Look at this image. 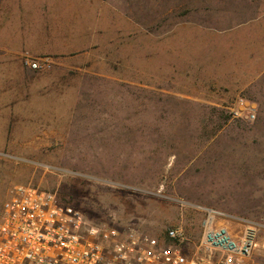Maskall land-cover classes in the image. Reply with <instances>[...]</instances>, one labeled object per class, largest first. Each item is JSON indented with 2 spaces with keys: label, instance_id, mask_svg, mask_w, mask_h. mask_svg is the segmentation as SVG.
Wrapping results in <instances>:
<instances>
[{
  "label": "rangeland",
  "instance_id": "obj_1",
  "mask_svg": "<svg viewBox=\"0 0 264 264\" xmlns=\"http://www.w3.org/2000/svg\"><path fill=\"white\" fill-rule=\"evenodd\" d=\"M71 1L0 0V214L32 185L95 225L195 239L202 208L264 240V74L245 88L218 77L221 42L233 34L241 54L239 26L264 21V0L256 13L251 0H127L131 23L114 31L85 30L61 13Z\"/></svg>",
  "mask_w": 264,
  "mask_h": 264
},
{
  "label": "built area",
  "instance_id": "obj_2",
  "mask_svg": "<svg viewBox=\"0 0 264 264\" xmlns=\"http://www.w3.org/2000/svg\"><path fill=\"white\" fill-rule=\"evenodd\" d=\"M197 211V238L181 227L153 237L133 227L92 224L56 193L17 185L0 214V264H264L260 227L216 210Z\"/></svg>",
  "mask_w": 264,
  "mask_h": 264
},
{
  "label": "crops",
  "instance_id": "obj_3",
  "mask_svg": "<svg viewBox=\"0 0 264 264\" xmlns=\"http://www.w3.org/2000/svg\"><path fill=\"white\" fill-rule=\"evenodd\" d=\"M128 7L127 0H72L67 7H61V13L86 16L84 29L87 31L100 29L126 30L128 28L126 25L131 23V19L123 17L127 13ZM244 7L248 8L246 10L247 13H256L260 4L251 0ZM117 19L122 22L120 23L121 26H116ZM102 23H106L108 26L100 27ZM198 25L194 24L193 29L203 32L211 30V27L207 24ZM239 27L243 32L242 38L245 42L241 54H237L234 49V44L230 38L233 34L229 35L228 41L221 42L223 47L227 46L226 49L229 56L227 66H222L218 71L219 79L227 78L226 83H220L222 86L232 85L245 88L254 85L260 80V76L264 74V42L258 46L254 43V32L257 29L264 30V21L261 23L260 19H256L253 22H245ZM79 36V38L82 37V35ZM74 39L76 43H79L77 36ZM195 40L196 38L194 42ZM208 44H211V40ZM48 51H42L40 54H45Z\"/></svg>",
  "mask_w": 264,
  "mask_h": 264
}]
</instances>
